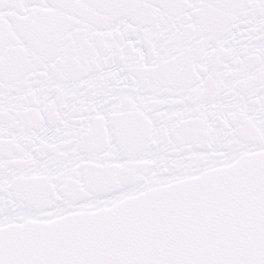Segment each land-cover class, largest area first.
I'll use <instances>...</instances> for the list:
<instances>
[{
    "label": "snow or ice",
    "instance_id": "obj_1",
    "mask_svg": "<svg viewBox=\"0 0 264 264\" xmlns=\"http://www.w3.org/2000/svg\"><path fill=\"white\" fill-rule=\"evenodd\" d=\"M0 264H264V0H0Z\"/></svg>",
    "mask_w": 264,
    "mask_h": 264
}]
</instances>
